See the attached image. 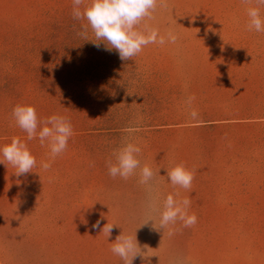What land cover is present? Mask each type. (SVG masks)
Segmentation results:
<instances>
[{
  "label": "rangeland",
  "instance_id": "obj_1",
  "mask_svg": "<svg viewBox=\"0 0 264 264\" xmlns=\"http://www.w3.org/2000/svg\"><path fill=\"white\" fill-rule=\"evenodd\" d=\"M246 7L167 0L150 23L177 42L122 61L79 35L86 22L73 18L72 0H0V145L18 136L37 161L22 176L0 163V264H123L110 250L121 231L135 232L148 256L133 264H264V32L247 30ZM17 104L71 122L67 149L47 171L49 149L26 140L12 118ZM125 136L142 165L160 168L152 183L161 200H191L195 226L178 222L169 236L158 217L143 224L139 170L124 180L106 166ZM170 161L195 169L191 192L173 188ZM107 222L117 225L108 240Z\"/></svg>",
  "mask_w": 264,
  "mask_h": 264
},
{
  "label": "clouds",
  "instance_id": "obj_2",
  "mask_svg": "<svg viewBox=\"0 0 264 264\" xmlns=\"http://www.w3.org/2000/svg\"><path fill=\"white\" fill-rule=\"evenodd\" d=\"M246 5V15L248 17L246 28L248 31L257 33L264 32V16L261 15V8H264V0H241ZM73 18L85 21L81 25L82 31L79 33L84 40L92 41L99 48L101 42L106 46L105 50L115 49L122 61L133 59L142 52L144 47L150 44L164 45L166 42L175 44L176 34L167 30L164 35L160 34L158 27L151 21L155 19L154 13L158 6L167 5V0H72ZM94 35V39H88V30ZM195 95H189L186 105L189 108L191 119L198 118V112L192 107ZM12 118L16 125L26 133V140L31 141L38 138L41 146L47 145L48 161L41 162V168L47 171L51 167L49 161L66 151L68 141L73 136V128L68 117L60 114H53L47 118L40 119L36 109L30 104H17L12 109ZM126 132L131 133L138 129L127 128ZM141 148L133 143L127 136L122 140V144L112 152V158L106 161L108 174L112 178L120 177L128 180L137 174L139 170V184L146 186L148 192L149 215L143 224L158 217V230L166 229L167 234L172 236L177 229L175 226L179 222L183 228H191L197 223L195 213H190L191 200L187 197L178 198L179 192L175 195L167 194L161 200L158 187L152 183L154 177L159 174V169L153 170L148 164H141L139 159ZM0 163L11 165L15 171L14 175L22 176L33 172L36 167V158L31 153L26 141L18 136H13L10 143L0 145ZM167 178L173 188H181L191 192L192 182L195 176V169H189L184 162H169L167 168ZM100 222L97 221L93 228H98ZM112 223H105L101 232L105 239L111 235ZM111 252L118 256L123 264H133L137 256L144 257L141 246L133 235H126L122 231L111 243Z\"/></svg>",
  "mask_w": 264,
  "mask_h": 264
}]
</instances>
